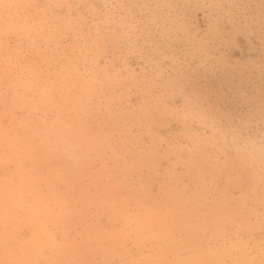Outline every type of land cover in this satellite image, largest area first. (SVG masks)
Instances as JSON below:
<instances>
[{
    "label": "rangeland",
    "instance_id": "374dc122",
    "mask_svg": "<svg viewBox=\"0 0 264 264\" xmlns=\"http://www.w3.org/2000/svg\"><path fill=\"white\" fill-rule=\"evenodd\" d=\"M0 264H264V0H0Z\"/></svg>",
    "mask_w": 264,
    "mask_h": 264
}]
</instances>
